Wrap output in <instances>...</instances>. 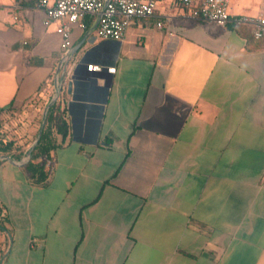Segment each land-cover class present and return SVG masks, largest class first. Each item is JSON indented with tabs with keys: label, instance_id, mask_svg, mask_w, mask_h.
I'll list each match as a JSON object with an SVG mask.
<instances>
[{
	"label": "crops",
	"instance_id": "1",
	"mask_svg": "<svg viewBox=\"0 0 264 264\" xmlns=\"http://www.w3.org/2000/svg\"><path fill=\"white\" fill-rule=\"evenodd\" d=\"M46 19L0 0V264H264V39L171 1L119 46L88 18L65 50ZM58 102L70 133L39 184L25 162Z\"/></svg>",
	"mask_w": 264,
	"mask_h": 264
},
{
	"label": "built area",
	"instance_id": "2",
	"mask_svg": "<svg viewBox=\"0 0 264 264\" xmlns=\"http://www.w3.org/2000/svg\"><path fill=\"white\" fill-rule=\"evenodd\" d=\"M167 1L189 10L192 19L222 27L229 23L250 26L255 40L264 39V17L232 15L233 0H39V7L46 13V25L58 24L56 31L63 39V48L69 50L74 25L88 30L85 20L91 18L96 24L97 39L120 42L133 21L153 17L157 6ZM105 68L103 65L90 66L97 72ZM108 71L115 74L116 68Z\"/></svg>",
	"mask_w": 264,
	"mask_h": 264
},
{
	"label": "trees",
	"instance_id": "3",
	"mask_svg": "<svg viewBox=\"0 0 264 264\" xmlns=\"http://www.w3.org/2000/svg\"><path fill=\"white\" fill-rule=\"evenodd\" d=\"M53 133H57L62 137V143H65L70 133V126L66 121L65 110L62 109L61 102H58L55 106L51 108V112L49 113L47 118V125L42 140L38 148L36 149L34 156L26 165V169L31 175L32 179H34L35 182L39 184L46 181L47 174L45 171V167L41 163L37 162V160L41 156L46 155L50 151L61 146L53 141ZM12 146L13 143L4 144L1 142L0 150L4 152Z\"/></svg>",
	"mask_w": 264,
	"mask_h": 264
},
{
	"label": "water",
	"instance_id": "4",
	"mask_svg": "<svg viewBox=\"0 0 264 264\" xmlns=\"http://www.w3.org/2000/svg\"><path fill=\"white\" fill-rule=\"evenodd\" d=\"M101 45L119 46L120 43H119V42H115V41H104V42L99 43L98 45H95V48H97L98 46H101ZM79 48H80V46L77 47V49H79ZM77 49H76V50H77ZM116 54H117V52H116ZM73 80H74V77H73V79H72V82L68 84L67 91H68V94H69V95H73V94L75 93L76 83H75V81H73ZM58 93H59V89L57 90V98L55 99L54 102H56L57 99H58ZM47 113H48V111L46 112V114H47ZM43 129H44V126H43L42 129H41V134H40V136H39V139L37 140V142H36V144L34 145V147L31 149V151H30V153H29V155H28V157H27L25 163L30 162V160H31L32 157H33L34 152H35L36 149L38 148V146H39V144H40V142H41V140H42V137H43Z\"/></svg>",
	"mask_w": 264,
	"mask_h": 264
},
{
	"label": "rangeland",
	"instance_id": "5",
	"mask_svg": "<svg viewBox=\"0 0 264 264\" xmlns=\"http://www.w3.org/2000/svg\"><path fill=\"white\" fill-rule=\"evenodd\" d=\"M77 26V25H76ZM81 54V53H80ZM0 135H1V133H0Z\"/></svg>",
	"mask_w": 264,
	"mask_h": 264
}]
</instances>
